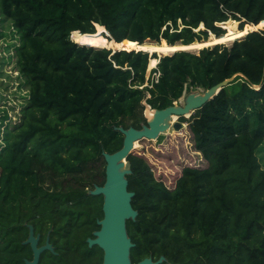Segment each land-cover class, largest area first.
I'll use <instances>...</instances> for the list:
<instances>
[{
    "label": "trees",
    "instance_id": "trees-1",
    "mask_svg": "<svg viewBox=\"0 0 264 264\" xmlns=\"http://www.w3.org/2000/svg\"><path fill=\"white\" fill-rule=\"evenodd\" d=\"M0 17L26 89L0 139V237L31 217L74 215L56 211L100 217L102 195L89 191L105 181L102 152L122 146L123 120L233 77L178 118L206 166H184L169 188L143 156H127L130 260L264 264V30L243 32L264 26V0H0ZM227 20L250 27L223 35ZM132 48L166 55L156 64Z\"/></svg>",
    "mask_w": 264,
    "mask_h": 264
},
{
    "label": "water",
    "instance_id": "water-1",
    "mask_svg": "<svg viewBox=\"0 0 264 264\" xmlns=\"http://www.w3.org/2000/svg\"><path fill=\"white\" fill-rule=\"evenodd\" d=\"M227 21H225L224 23H226ZM222 28L225 29V27L223 26ZM243 28L244 27L239 28L238 30H242ZM258 30H264V27L261 26L259 28H254L249 31ZM104 31L106 32L105 28L103 29V32ZM107 36L108 33L106 32L105 37L107 38ZM236 38L237 37L231 39V41ZM193 42L198 41L195 40ZM219 43L226 44V42ZM208 46L211 45H204L198 49ZM120 49L124 48H116L112 51ZM129 50H142L148 52L150 56L152 55V53H157L155 51L149 52L148 50L140 48H132ZM162 55H160L159 53L156 54V64L158 62V59ZM151 59L152 57H150L149 60ZM156 64L154 65V67L156 66ZM232 78L233 77L227 78L204 91H191L185 95L184 101L180 104L174 102L172 105L160 109L151 108L148 105L150 111H155L154 116L151 121L146 122V125H144L140 129L133 127L123 129L120 126L117 128L123 134L122 146L112 153H108L105 151L102 152V156L105 161V181L102 185H95V187L89 191L90 194L102 195L103 198V217L98 220V224L100 227L94 232L95 238L88 239L89 246L95 244L103 250L104 254L102 264H132L130 260V248L133 246V243L131 242L130 237L127 234L126 221L129 219H135L137 211L133 209L131 205V198L133 196V192L128 191L127 189L128 181L126 178V174L130 173V164L126 158L129 154L132 153L134 143L137 140L143 138L156 139L169 124V122L166 125L163 124V121L166 118H170L172 116H176L177 118L180 116L186 117L193 110L201 107L206 101L212 98L223 86L227 85L232 80ZM182 125L183 123L177 120L173 122V127L175 129H179L180 127H182ZM124 167L126 169L122 170ZM29 240L32 242V247L34 249V255L36 259L38 252L41 249L35 248V240L32 239L31 235ZM163 260V256H160L157 260H152L150 257H145L136 264H160Z\"/></svg>",
    "mask_w": 264,
    "mask_h": 264
},
{
    "label": "rangeland",
    "instance_id": "rangeland-1",
    "mask_svg": "<svg viewBox=\"0 0 264 264\" xmlns=\"http://www.w3.org/2000/svg\"><path fill=\"white\" fill-rule=\"evenodd\" d=\"M8 25V22L0 17V139L2 138L5 126L10 127L18 122L21 104L24 100L22 97L26 94V89L22 85V79L14 68V60L10 57L11 51L6 50V44L11 43L10 35L4 36L5 31L9 28ZM247 25L248 24H245L243 27ZM222 26L225 27L224 30L226 33L229 27L233 31H238L240 28L239 22L234 20H228L226 23H223ZM248 27L250 26L248 25ZM255 27L256 26L252 25L249 30ZM249 30H244V34L249 32ZM105 34V31L103 33L101 32V35L104 37ZM70 38L74 40L72 35ZM228 42L229 41H226V43ZM110 49L113 50L114 48ZM198 50L199 49L196 48L192 51ZM153 68L155 67L149 66L148 64L146 78L155 76L151 73ZM184 99L185 96L176 101V103L180 104ZM143 109L144 107L139 106L136 115L132 118L124 119L120 127L123 129L129 127L140 129L146 125ZM189 115L185 118H188ZM178 118L174 116L156 139L143 138L137 140L132 150V153L145 158L155 178L162 181L169 188L174 187L175 180L180 176L181 169L184 166L204 167L207 164L201 154L193 148L192 135L188 128V122H182ZM175 120L182 122V127L175 129L173 127V122ZM257 156L264 168V140L258 148Z\"/></svg>",
    "mask_w": 264,
    "mask_h": 264
},
{
    "label": "flooded vegetation",
    "instance_id": "flooded-vegetation-1",
    "mask_svg": "<svg viewBox=\"0 0 264 264\" xmlns=\"http://www.w3.org/2000/svg\"><path fill=\"white\" fill-rule=\"evenodd\" d=\"M56 213L74 215L60 220L31 217L11 233L12 240L0 237V264H102L103 250L95 244L89 246L88 239L95 238L94 232L100 227L98 220L103 217V211L100 217L87 210ZM86 214H90L89 217L85 218ZM53 221L62 225L51 224ZM94 222L96 228H93ZM30 235L35 240V248L41 249L36 259Z\"/></svg>",
    "mask_w": 264,
    "mask_h": 264
},
{
    "label": "bare ground",
    "instance_id": "bare-ground-1",
    "mask_svg": "<svg viewBox=\"0 0 264 264\" xmlns=\"http://www.w3.org/2000/svg\"><path fill=\"white\" fill-rule=\"evenodd\" d=\"M154 110L153 111H150L149 109V106L146 107L145 111H144V116H145V119H146V122H149L152 120L153 116H154ZM174 116L170 117V118H166L164 121H163V124L166 125L168 124V122L170 123L171 122V119L173 118ZM135 144V143H134ZM126 169L125 167L122 169L124 170Z\"/></svg>",
    "mask_w": 264,
    "mask_h": 264
},
{
    "label": "built area",
    "instance_id": "built-area-1",
    "mask_svg": "<svg viewBox=\"0 0 264 264\" xmlns=\"http://www.w3.org/2000/svg\"><path fill=\"white\" fill-rule=\"evenodd\" d=\"M155 77H157V74H155Z\"/></svg>",
    "mask_w": 264,
    "mask_h": 264
}]
</instances>
